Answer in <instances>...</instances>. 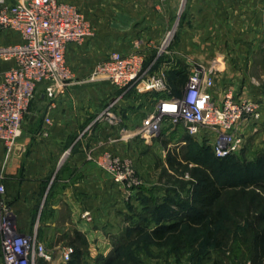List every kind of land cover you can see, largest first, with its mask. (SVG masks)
Returning a JSON list of instances; mask_svg holds the SVG:
<instances>
[{
    "label": "crops",
    "instance_id": "obj_1",
    "mask_svg": "<svg viewBox=\"0 0 264 264\" xmlns=\"http://www.w3.org/2000/svg\"><path fill=\"white\" fill-rule=\"evenodd\" d=\"M60 1L77 8L92 33L67 45L72 79L63 89L49 97L42 85L36 87L22 134L8 154L0 142L4 196L16 227L31 232L36 226L42 241L53 240L51 264L64 262L61 251L71 245L74 230L85 236L90 257L111 251L127 227L123 219L133 212L129 205H138L139 193L115 182L99 161L105 153L131 160L139 139L151 145L158 136L141 129L146 115L142 102L149 101L152 111L157 92L124 90L107 79H89L91 67L108 53L140 52L145 66L166 70L172 81L183 75L179 90L193 63L212 65L213 98L219 101L229 89L235 98L259 100L260 116L264 114V84L251 75L256 65L264 69V0ZM177 19L175 40L158 60L157 48ZM19 41L17 31H0V44ZM11 64L0 62V71ZM114 98L117 122L89 126ZM42 129L47 135L39 134ZM163 134L190 136L182 125ZM197 137L206 140L203 132Z\"/></svg>",
    "mask_w": 264,
    "mask_h": 264
},
{
    "label": "built area",
    "instance_id": "obj_2",
    "mask_svg": "<svg viewBox=\"0 0 264 264\" xmlns=\"http://www.w3.org/2000/svg\"><path fill=\"white\" fill-rule=\"evenodd\" d=\"M12 29L21 41L0 44V62L12 61L0 71V142L8 154L23 131V117L42 85L46 94L53 97L72 79V71L66 63L65 51L71 42H79L91 35L92 27L73 5L60 0H0V31ZM170 29L159 47L161 54L173 36ZM144 56L138 51L120 53L111 51L97 61L90 70L89 79H107L127 90L137 92L159 91L166 93L158 100L142 121V130L157 135L164 121L171 126L182 125L192 137L200 133L216 156L224 157L239 150L243 142L241 126L256 122L261 115V103L257 99L235 98L226 89L217 101L211 96L214 87L212 65L193 63L186 81L178 94L172 93L163 77V71L149 74ZM116 99L101 109L89 126L105 120L117 122L113 111ZM50 121L49 117L45 118ZM40 135H47L42 129ZM92 156L89 155V158ZM99 163L112 179L125 188L137 184L130 160L105 153ZM2 178V174H0ZM4 186L0 183V248L3 264H36V259H52L51 251L39 241L36 226L31 232L16 227L10 207L4 199ZM88 217V214L85 215ZM71 245L62 248L63 261L70 258Z\"/></svg>",
    "mask_w": 264,
    "mask_h": 264
},
{
    "label": "trees",
    "instance_id": "obj_3",
    "mask_svg": "<svg viewBox=\"0 0 264 264\" xmlns=\"http://www.w3.org/2000/svg\"><path fill=\"white\" fill-rule=\"evenodd\" d=\"M182 77L183 75L172 81V86L169 87L172 93H179L178 87L181 85ZM153 92H157L158 97L166 94ZM186 138L193 139L192 136ZM209 148L212 155L208 156L210 158L203 164L204 167L194 165L191 169L192 179L195 180L194 196L191 200L159 197L145 189H139L138 205H141V209L139 210L138 205L135 207L129 205L133 212L125 216L128 220L127 227L119 233V238L115 240L108 254L90 257L85 236L74 230L70 242L73 252L68 260L60 264H119L127 259L133 260L132 264H143L136 251L129 248L122 250V241L125 240L126 233L145 235L146 232L148 237L161 245L168 241L176 245L182 238L186 240L185 242L191 241L195 234H199L203 241L199 243L195 252L193 251L195 247L190 248V252H194L190 257L193 259L197 253L205 254L204 250L212 249L220 253L215 264H220L222 259H225L223 257H227L225 252H229V257L233 259L230 260L234 264H246L247 259L249 264H264V151L255 162L250 163L251 167L247 168L237 160L228 162L232 154L219 157L215 155L211 146ZM204 150H199V153L202 155ZM196 157L198 161H203L198 154ZM210 160H225L235 170L240 169L239 175L233 173V179H229L224 169L215 167ZM169 161L172 165V158ZM221 182L227 183L228 187L220 184ZM237 185L240 186L236 187ZM236 188L241 189L240 193H235L236 195L250 192L244 212L241 209L244 203L242 198L237 199L234 192L223 193L225 190ZM224 204L227 205L224 207ZM173 205L175 207H172ZM37 236L39 237L38 230ZM88 259H92V262ZM36 264L51 263L38 258Z\"/></svg>",
    "mask_w": 264,
    "mask_h": 264
},
{
    "label": "rangeland",
    "instance_id": "obj_4",
    "mask_svg": "<svg viewBox=\"0 0 264 264\" xmlns=\"http://www.w3.org/2000/svg\"><path fill=\"white\" fill-rule=\"evenodd\" d=\"M181 9L182 8L178 9L179 13L182 11ZM174 10H176V8ZM177 28L178 19L175 21V25L172 28L174 29L173 36L168 45H172L173 41L175 40ZM160 57H158V60H160ZM161 71H163V77L167 86L171 87V83L173 82L172 79L169 78L166 70H163L162 68H153L150 66L148 73L155 74ZM251 75L264 84V69L262 66L256 65V68L253 72H251ZM142 103V107L146 111L147 115L151 110L150 102L146 101ZM170 127L171 125L168 123V121H164L162 123L160 132L157 134L158 136L153 139V143L151 145H145L140 141V139L138 140L139 142H137L136 156L130 160L133 176H135L138 182L136 185H133L130 188L126 187V190L129 192L137 191L138 193L139 189H145V191L152 192L154 195H158L159 197L166 196L167 198L174 200H191L193 198L195 180L193 181L192 179L191 169L194 165L204 167L203 164L206 163L210 158L208 156L212 155L209 148L210 143L200 137L193 138L191 140L186 137H177V139L174 137L166 138L163 133L168 131ZM240 130L243 137L242 145L237 152L232 153V157L229 158L228 162L237 160L240 164L250 168V163L255 162L264 151V114L263 116H260V118L254 123L243 124ZM199 150H204L202 155L199 153ZM196 154H198L199 158L204 162H201V160L198 161ZM171 158L172 165L169 161ZM210 162L213 163L215 167H222L229 179H233V173L235 175H239L240 169L235 170V168L232 167V165L227 164L225 160H210ZM0 183H2L1 178ZM220 184H225L224 186L228 187L227 183L221 182ZM238 186L240 185H237L236 187ZM228 192H234V194L240 193L241 189L236 188L223 191V193ZM248 194L234 195L237 197V199L242 198L244 201V203H242L243 205L241 206V209H243L242 212L245 210L244 207L246 206L245 203L248 200L247 197H250V192ZM4 199L7 201L5 196ZM226 205L227 204H224V207ZM138 206L140 210L141 205L139 204ZM172 207H175V205ZM123 221L126 223L128 222L127 218H124ZM147 235V232L145 235H132L126 233V238L124 237L125 240L122 241V250L125 251L127 248H129L136 251L137 257L142 260L143 264H215L216 259L220 256V253L212 251V249H208L204 250L205 254L200 252L197 253L195 259L190 258L191 255L196 251L199 243L203 241L202 238L199 237V234H195L193 239L187 242H185L186 240L182 238V240H180L176 245L170 241L164 245L155 243V241H153V239ZM39 237V241L43 242L45 247L51 251L52 254L53 249L51 246L53 240L48 238V241L44 242L42 241L43 239ZM63 238L64 237H61L62 244L64 242L66 243L65 239ZM54 240L57 241L56 239ZM173 246H176V248ZM191 247H195L193 253L190 252ZM225 255L227 257H223L225 259H222L220 264H234L231 262L233 259L229 257V252H225ZM198 259L200 260L198 261ZM134 260L136 261V259ZM131 261L133 260L127 259L121 261L119 264H132ZM246 261V264H249L248 259Z\"/></svg>",
    "mask_w": 264,
    "mask_h": 264
}]
</instances>
